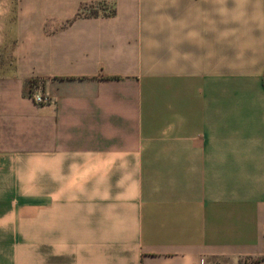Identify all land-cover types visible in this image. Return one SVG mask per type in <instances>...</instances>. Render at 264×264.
Returning <instances> with one entry per match:
<instances>
[{"label":"crops","instance_id":"crops-1","mask_svg":"<svg viewBox=\"0 0 264 264\" xmlns=\"http://www.w3.org/2000/svg\"><path fill=\"white\" fill-rule=\"evenodd\" d=\"M263 255L264 0H0V264Z\"/></svg>","mask_w":264,"mask_h":264},{"label":"trees","instance_id":"trees-1","mask_svg":"<svg viewBox=\"0 0 264 264\" xmlns=\"http://www.w3.org/2000/svg\"><path fill=\"white\" fill-rule=\"evenodd\" d=\"M98 8V7H97ZM92 6L83 7L76 14L75 18L82 17H96L98 15V9ZM99 9L101 10L100 6ZM114 10L107 12L106 16H112ZM38 87V81L35 79H28L23 85L24 95L31 97L34 94V90ZM243 264H264V255L257 258L247 259Z\"/></svg>","mask_w":264,"mask_h":264},{"label":"built area","instance_id":"built-area-1","mask_svg":"<svg viewBox=\"0 0 264 264\" xmlns=\"http://www.w3.org/2000/svg\"><path fill=\"white\" fill-rule=\"evenodd\" d=\"M33 101H35V103L37 104H45L48 102V98L43 96V95H39L37 93H34L31 97H30Z\"/></svg>","mask_w":264,"mask_h":264}]
</instances>
